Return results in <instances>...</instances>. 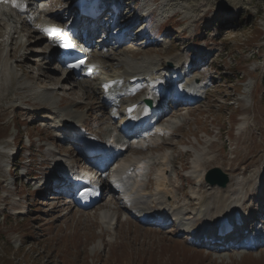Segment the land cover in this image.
I'll return each mask as SVG.
<instances>
[{"label": "rangeland", "instance_id": "374dc122", "mask_svg": "<svg viewBox=\"0 0 264 264\" xmlns=\"http://www.w3.org/2000/svg\"><path fill=\"white\" fill-rule=\"evenodd\" d=\"M71 2L46 0L42 12L32 9L28 17L13 13L15 37L0 41V264H264V245L248 250L231 246L228 237L216 241L209 226L215 219L205 215L241 199L248 224L264 223V195L256 193L261 185L264 193V1L122 0V15L111 28L133 25L121 42L94 50L97 57H106L92 58L99 66L82 78L51 60L52 44L34 31L36 20L55 16L56 23L69 29L75 17L68 10ZM141 10L149 16L140 17ZM107 12L96 18L100 31ZM138 18L140 24H135ZM0 24L6 21L0 19ZM148 55L176 60L185 70L190 64L179 86L195 79L198 101L174 106L144 80V87L113 104L101 102L93 88L98 79L122 74L132 61ZM7 64L13 73L5 72ZM165 74L164 66L156 67L152 77L159 80ZM144 95L162 102L156 125L170 131L126 136L118 130L121 110ZM46 112L56 118L50 121ZM169 124L171 128L165 126ZM72 128L98 138L106 150L117 143L125 147L101 177L110 180L121 161L145 157L146 164L130 180L140 185L137 194L143 202L136 209L160 210L156 172L159 154L165 153L167 185L174 196L171 208L160 210L165 218L140 220V213L126 207L101 177V197L87 209L75 206L48 181L62 166L79 165L93 173L76 143L65 139L64 131ZM24 165L27 177L21 176ZM199 166L205 172L219 167L229 177L227 185H210L204 176L200 180ZM104 212L114 216L110 225L101 220ZM200 229L214 238L202 241Z\"/></svg>", "mask_w": 264, "mask_h": 264}, {"label": "bare ground", "instance_id": "6f19581e", "mask_svg": "<svg viewBox=\"0 0 264 264\" xmlns=\"http://www.w3.org/2000/svg\"><path fill=\"white\" fill-rule=\"evenodd\" d=\"M54 1H56V0H54ZM108 1H110V2H108ZM107 2H108V4H107ZM15 3L18 4V1L16 2V0H15ZM88 4H90V3H88ZM91 5L94 8H96V10L98 12L102 11L103 9L109 10L107 12L108 14H106L109 16L114 11L115 12V17H114L115 19L120 18V16L122 15V12H121L122 9L118 8V2L115 0H94L93 3H91ZM30 10H32L31 5L28 7H25V10L21 11V12H25V14H26L25 17H28ZM65 10H66V8H64L63 11H65ZM68 10L72 11L73 8L69 7ZM17 11H18V7H14L11 0H8V2H5L4 4L0 5V19L6 21V25L0 24V29H2V31L0 30V37H1L0 41L1 42H6L8 38H14L15 37L13 34L16 33L17 27L15 25L12 27V24L15 22L12 18H13V13H16ZM34 11L36 14L39 13V11L37 9H35ZM73 11H76V10H73ZM162 13L163 14H161V17H165L166 14L164 12H162ZM106 15H104V16H106ZM145 15H146L145 13H142V15L140 17H144ZM34 20H36V17L33 19V21ZM36 21H37V23L34 25V29H35L34 31L39 33L42 39H46L53 46V49L51 50V58H50L52 60L54 58L53 51L56 49V47H57L56 45L58 44L59 40L61 39V37L64 35V33L67 30L64 29L63 27H61L60 24L55 22L56 16L54 19H51V20H43V21L36 20ZM109 21L105 25L107 31H109V24H110ZM138 21H139V18L137 20H135V19L133 20V22L135 24H140V22H138ZM90 23L93 24V25L90 24V27H89L90 33H94V32L96 33V29L94 26V24L97 23L96 20L93 19L90 21ZM78 25H79V27H81L80 26L81 24L78 22V19H76V20L73 19L71 27L73 29H76V27H78ZM128 25H129L128 23H124L120 27H118V28L122 29L121 32L123 33V35L125 33V28ZM10 27H12V29H10ZM52 27L62 29V33L59 35H54V36L50 37L49 35H46L44 31H42V29L52 28ZM13 29L15 30L14 32H12ZM111 30L114 31L117 29H111ZM112 35H116V32L111 33L110 36H112ZM31 36H32V34L29 35V37H31ZM89 38L90 37H88V39ZM96 38H97V42H101L99 48H102L105 44L109 43L108 41L110 40L111 37L109 38V40L108 39L104 40L100 37V34H98V36ZM86 46L88 47V45H86ZM22 49L25 50L26 48L23 46ZM94 50H95L94 48H90L88 50L87 59H86L85 63L82 65V67L79 69V71L77 70V72H78L77 74H78L79 78H82L83 76L87 75L86 73L88 72V70L96 69L99 66L100 61L97 63L96 61H94L95 60L94 57L95 58H99V56H101L103 58L106 57V54L105 55H99L97 57L96 52ZM148 56H150V55H148ZM92 58L94 59L93 61L91 60ZM155 58H153V57L151 58V56H150V57H145V58L141 59V61H138V62L132 61V63H130V67H127V69L125 70L124 73L114 74L111 77H100L97 81V86L93 87V88H94L95 92H97L98 97L101 100V102H108L110 104H113L114 102L117 101V97H120L121 95H126L132 89L133 90L131 92L134 93L136 91V89L140 88L141 86L144 87L142 85V81H144V80L147 81L149 84H151L152 87H156L157 89H159L161 86V80H157L155 77H152L154 75L155 68L157 67V69H161L162 66L167 67L168 62H171V61H174L175 62L174 66H176V65H179V62L176 60H171L168 62L158 61V59H155ZM124 60L125 59H121V61H124ZM128 62H129V60H128ZM159 62H162V63H159ZM8 64L5 66V72L7 71L8 73H10V72L13 73V68H12L13 66L11 67L12 64L10 66H8ZM67 71L69 74H72V76H73V75H75L74 71H76V69H68ZM1 73H2V71H0V75H2ZM46 74H47L46 72H43L42 76L46 77ZM16 77H20V75L17 73ZM67 78H69V77H67ZM138 83H141V84L137 85ZM196 83L197 82L192 81L190 83L191 86L189 87V90H192L193 92L197 93L199 91L197 89ZM105 86H107V87H105ZM164 93H165V90L162 91V94H161L162 98L164 97ZM155 97H154V99H155ZM141 99L142 98H140L136 101H133V102L124 106V108L121 110V114H120V118H121L120 124H123L124 126H128L133 121H136V124L132 125L131 128H134V126H136V127L138 126L137 127L138 130L135 131V133H138L136 135V137H139V138L144 137L145 133H149V132L162 133V134L169 132L170 130L162 127L164 125L159 126V125H156V123H158V122L153 123L154 118H153V120H148V118L150 117L152 112L147 111L146 105L143 103V101ZM39 100H42V99H39ZM179 102H180V100H179ZM133 104H135L136 107L133 111H130L129 107ZM159 105H161L160 107L162 108V102L160 103L159 100L153 101V112H155L158 109ZM46 113L48 114V116H47L48 118H56V116L53 113H49V112H46ZM59 121L63 122V123L65 122L69 125L71 124L69 121H67L64 118H62V119L60 118ZM165 126H167L168 128L172 127L171 124L165 125ZM111 139L112 138L109 137L110 144L111 143L113 144V141ZM118 147L121 149V147L118 145V143L116 146L113 144V149L111 150V157L110 158H112L113 156L116 155ZM124 148L125 147L123 146L122 149H124ZM164 154L165 153L159 154V157H161V161H160L159 168L157 169L158 171L156 172V193H155V196H157V199H158L157 204L159 205L160 210L162 209L163 211H167V210H169V207L171 205H173V203H174V198H173L174 196L172 194V190L167 185V176H166L167 155H164ZM117 157H118V155L116 156V158ZM100 161L103 162L104 161L103 158H100ZM144 162H145V157H133L132 160H130V161L129 160L128 161H121V163L117 166V168L112 173V178H111L112 183L111 184L116 189L117 192H120L119 198L125 202L126 207L130 206L134 210H136V207L139 204H141L143 202V200L141 198H139V196L137 194L140 191V188H139L140 185L137 184L138 182L136 183L133 181V183H132L130 180L134 178L133 177L134 175H137V174H135L136 172H139L142 170L144 164H146ZM196 164H197V162H196ZM197 168H198V166H197ZM58 170L61 173H63L66 177L72 179L73 171L70 170L69 166H62V168H59ZM68 170H70V171H68ZM197 173H198V175H199L198 177L200 179L204 176L205 169L203 167L202 168L200 167V170H197ZM134 183L137 185H134ZM240 201H241V199H238V200L230 203L221 212L220 211L216 212L217 211L216 210L215 212H208V214H205V215H208L209 218H211L213 216V219H215L214 223L210 224L209 226L213 229H215L217 227L220 229H223L225 226V219H228V216H230L229 214H232L233 209L235 207L241 206ZM205 203H201L200 208L201 207L204 208V206L206 204H208V203H206V204ZM160 210L156 211L157 215L161 216L162 219H164L165 216L163 213H161ZM113 218H114V216L112 217V215H110L108 212H104L101 214V220L104 222L106 221V224H108V225H110L111 220L113 221ZM197 232L202 233V230L200 229ZM258 233L264 234V226H260L258 228L257 235H259ZM256 239H257V236H256Z\"/></svg>", "mask_w": 264, "mask_h": 264}, {"label": "water", "instance_id": "95a60500", "mask_svg": "<svg viewBox=\"0 0 264 264\" xmlns=\"http://www.w3.org/2000/svg\"><path fill=\"white\" fill-rule=\"evenodd\" d=\"M169 67L172 66L171 62L167 64ZM148 104H151L150 99L145 100ZM205 181L210 185H217L219 187H225L229 181L227 173H224L219 167H213L208 169L205 175Z\"/></svg>", "mask_w": 264, "mask_h": 264}, {"label": "snow or ice", "instance_id": "6c2138e0", "mask_svg": "<svg viewBox=\"0 0 264 264\" xmlns=\"http://www.w3.org/2000/svg\"><path fill=\"white\" fill-rule=\"evenodd\" d=\"M5 2H8V0H5ZM11 2L13 3V6L14 7H18L19 5H17L15 3V0H11ZM42 31L45 32L46 35H49L50 37L53 36V35H59L62 33V29H59V28H56V27H52V28H45V29H42ZM67 46V45H66ZM81 63H83V61H81ZM71 67H79V64L77 65H70ZM107 87V86H105Z\"/></svg>", "mask_w": 264, "mask_h": 264}, {"label": "trees", "instance_id": "16d2710c", "mask_svg": "<svg viewBox=\"0 0 264 264\" xmlns=\"http://www.w3.org/2000/svg\"><path fill=\"white\" fill-rule=\"evenodd\" d=\"M264 1V0H263Z\"/></svg>", "mask_w": 264, "mask_h": 264}]
</instances>
